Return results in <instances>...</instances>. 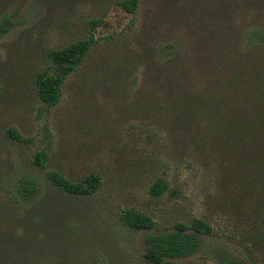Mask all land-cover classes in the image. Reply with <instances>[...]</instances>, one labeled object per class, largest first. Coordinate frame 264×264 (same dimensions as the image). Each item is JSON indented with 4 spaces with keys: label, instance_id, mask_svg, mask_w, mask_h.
<instances>
[{
    "label": "rangeland",
    "instance_id": "obj_1",
    "mask_svg": "<svg viewBox=\"0 0 264 264\" xmlns=\"http://www.w3.org/2000/svg\"><path fill=\"white\" fill-rule=\"evenodd\" d=\"M123 1L0 0V264H151L146 235L196 218L212 233L161 264L263 259L249 164H236L248 159L216 137L228 99L216 98L248 53L237 37L264 28V0H142L135 15ZM94 19L101 23L91 29ZM91 34L98 42L61 102L46 105L36 76L51 66L48 52ZM10 128L32 142L11 140ZM42 149L50 163L36 170L39 196L13 203L17 169L34 168ZM48 170L75 182L97 173L103 184L92 197L71 196ZM159 178L169 189L155 197ZM126 209L151 216L155 228L127 227Z\"/></svg>",
    "mask_w": 264,
    "mask_h": 264
},
{
    "label": "trees",
    "instance_id": "obj_2",
    "mask_svg": "<svg viewBox=\"0 0 264 264\" xmlns=\"http://www.w3.org/2000/svg\"><path fill=\"white\" fill-rule=\"evenodd\" d=\"M142 0H125L120 6L131 15H135ZM91 29L100 25L101 21L94 19ZM93 27V28H92ZM235 34V32H234ZM235 35L232 37L234 39ZM248 52L240 59L241 63L233 67L228 78L220 87V96L228 98L223 104V114L216 116V128L224 131L216 133L222 139L225 148L230 141L234 151L240 149L235 157L248 159L249 179L251 186L248 190L255 197L256 215L255 236L256 247L263 254V259L253 264H264V28L258 25H249L237 37ZM97 39L91 34L75 41L61 49H52L48 52L51 66L38 72L36 76V92L43 103L48 106L58 105L63 98V87L72 75L84 62L91 49L97 44ZM225 55V49L223 50ZM240 53L243 54L241 51ZM229 58L232 56L229 54ZM0 83V93H1ZM218 118V119H217ZM8 137L16 142L31 143L32 140L24 137L16 128H10ZM248 151V154L245 152ZM236 160V159H235ZM50 163V154L47 150L38 151L33 158L34 168H19L16 173L14 191L11 195L13 203L33 201L39 196L43 183L36 170H47ZM46 178L58 190L76 197H92L101 188L103 181L99 174L93 173L80 182H75L57 170H48ZM169 189V183L159 178L150 189L151 195L160 197ZM252 192V193H251ZM259 196L262 202H259ZM259 202V203H258ZM123 223L134 230L150 231L155 228L154 219L137 209H126L122 212ZM193 232L192 234L190 232ZM212 227L202 219L196 218L191 223H178L175 230L169 233L151 234L145 237V259L151 264H161L165 259H178L197 246L201 235L211 234ZM184 264V263H169ZM222 264H245L243 261L227 257Z\"/></svg>",
    "mask_w": 264,
    "mask_h": 264
}]
</instances>
